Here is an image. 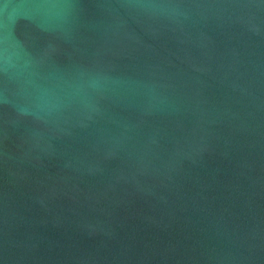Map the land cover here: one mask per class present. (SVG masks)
Segmentation results:
<instances>
[{
    "label": "water",
    "instance_id": "obj_1",
    "mask_svg": "<svg viewBox=\"0 0 264 264\" xmlns=\"http://www.w3.org/2000/svg\"><path fill=\"white\" fill-rule=\"evenodd\" d=\"M0 264H264V0H0Z\"/></svg>",
    "mask_w": 264,
    "mask_h": 264
}]
</instances>
